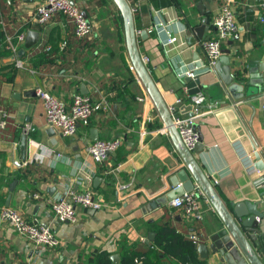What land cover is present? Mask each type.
<instances>
[{"label":"crops","instance_id":"obj_1","mask_svg":"<svg viewBox=\"0 0 264 264\" xmlns=\"http://www.w3.org/2000/svg\"><path fill=\"white\" fill-rule=\"evenodd\" d=\"M44 1L7 0L1 16L7 35L14 40L19 32L29 29L39 30L40 39L20 56L22 65L12 53L0 58V106L8 113L7 127L0 134V176L7 177V185L0 189V209L10 205L29 220L50 225L61 243L42 250L2 218L0 264H94L104 253L112 264H123L134 252L136 258L158 264L192 258L191 264H218L212 257H202L198 249L169 254L157 246L168 229L187 238L196 229L199 242H205L221 219L202 197L200 219L188 217L172 200L160 201L183 160L169 134L161 130L164 124L153 102L138 99L146 89L130 60L118 7L113 0H74L93 27L90 35L78 38L62 13H56L44 26L39 23L37 7ZM128 1L134 9L140 52L149 57L147 66L168 105L177 103L178 98L186 101L190 93L185 75H179L177 69L185 73L207 64L200 43L215 35L213 19L227 0ZM231 6L239 35L225 39L223 48L230 49L232 73L244 77L245 87L253 85L255 91L236 97L222 86L216 69L199 74L201 92L206 95L204 108L212 106L214 111L195 113L205 144L195 156L226 202L258 201L264 198V185L257 187L254 179L264 175V170L249 173L239 152L258 150L264 159V23L259 0H231ZM203 17H209V22L199 40L195 28ZM160 20L167 21V27L178 36V41L166 48L157 33L148 31ZM143 29L148 31L144 36ZM37 87L53 92L67 104L76 93L89 94L103 107L94 112L88 125L80 124L75 135L64 136L58 130L49 133ZM188 105L181 106L186 116L192 111ZM27 123L35 127L28 134L24 130ZM92 128L98 130L99 138L123 140L103 163L87 151L88 143L95 140ZM142 129L146 135L141 134ZM24 133L28 136L26 159L20 149ZM14 160H26L27 164L17 167ZM70 188L91 189L104 205L100 209L77 206L76 222L60 221L51 205ZM36 192L41 197H35ZM261 222L264 242V219ZM151 232L154 238L148 241ZM112 255H118L117 262Z\"/></svg>","mask_w":264,"mask_h":264},{"label":"built area","instance_id":"obj_2","mask_svg":"<svg viewBox=\"0 0 264 264\" xmlns=\"http://www.w3.org/2000/svg\"><path fill=\"white\" fill-rule=\"evenodd\" d=\"M259 1L262 11L260 20L264 23V0ZM37 12L39 14L38 21L43 26L49 22L56 13H62L73 24L76 37L83 38L93 32V27L88 17L75 2H72V0H45L38 5ZM0 24L5 27L2 17L0 18ZM167 24V21L160 20L158 23L154 24L153 27L148 29L149 32L157 33L159 35L161 44L165 48L167 45L178 41V36L170 31ZM213 24L216 29L215 35L206 38L200 43L208 56L207 64L205 66H195L188 69L185 73L179 68L177 69L179 75L184 74L185 77H196L202 72L214 70L217 60L223 53V41L229 37H238L239 26L231 6V0H227L222 4L219 12L213 19ZM164 32L166 33V37L162 38V33ZM25 37V31L19 32L16 36V40L7 35V48L11 50L18 65H22L18 52L19 45L24 42ZM65 45L66 41L62 43L61 48H64ZM46 49L50 50L51 46L47 45ZM142 58L146 64L150 60L147 55L142 56ZM36 93L43 101L48 126L58 130L64 136L75 135L79 125H88L94 112L103 107L102 102L94 100L89 94L76 93L73 96L72 102L67 104V102L61 97L43 87H37ZM138 99L146 104L152 103L147 90H144V93L138 96ZM205 100V93L200 91L195 94H190L189 99H186V101L183 98H178L177 103L169 105V110L180 135L189 148L194 147L195 143L198 141L199 134L198 130L193 126L195 121L194 117L191 118L184 115L181 106L182 104H190L188 106L191 107L194 114H203L207 111H214L212 106H209L206 109L204 108ZM178 103L180 104L177 105ZM262 106L264 108V100ZM7 114L6 108L0 106V134L4 133L7 127ZM24 130L28 134L29 132L34 131L35 127L30 123H27L24 126ZM161 130L168 134L164 126ZM146 133L147 131L142 129L141 134L146 135ZM122 143L123 140L121 137L98 138L88 143L87 151L96 162L103 163L111 153L117 151L121 147ZM239 153L240 159L245 163L249 173L260 172L255 165L256 159L252 151L243 150L241 152L240 150ZM14 164L17 167H22L27 164V161L14 160ZM258 175L259 176L254 179V184L257 187H261L264 185V175ZM33 195L37 198L41 197L39 192L33 193ZM201 197L210 202L202 188L199 185H195L192 189L185 190L182 194L172 199V204L175 207L183 209L188 217L194 216L195 218L200 219L202 218ZM103 205V201L95 196L93 190L86 189L83 191H77L70 188L52 202L51 208L55 217L60 221L76 222L78 220L77 206L86 209H100ZM0 215L15 228L18 234L31 240L35 245L40 246L42 250L55 247L61 243L50 225L27 219L20 210L13 206L4 205L0 209ZM189 237L194 241H200V234L196 229L191 231ZM142 258L143 257L141 256L137 257L136 261L141 263Z\"/></svg>","mask_w":264,"mask_h":264},{"label":"water","instance_id":"obj_3","mask_svg":"<svg viewBox=\"0 0 264 264\" xmlns=\"http://www.w3.org/2000/svg\"><path fill=\"white\" fill-rule=\"evenodd\" d=\"M74 2V0H72ZM118 7L123 19L126 46L130 60L136 75L149 93L151 100L158 111L163 126L166 128L176 150L183 160V166L174 172L170 178L171 187L161 196L160 201L167 203L185 190L192 189L199 185L208 197L213 208L221 219V224L217 225L205 242H198L197 249L204 258L212 257L218 264H264V242L262 238V222L264 219V198L258 201H230L226 202L216 188L211 177L205 172L198 161L195 153L205 147L204 137L199 125L194 121L193 126L198 130V141L193 148H189L183 141L180 132L175 124L173 116L169 110V105L157 86L147 64L143 61L138 45V29L135 25V14L131 3L128 0H113ZM39 17V14H38ZM209 17H203L201 24L195 28L198 39L204 36V31L208 27ZM192 29L190 28L189 33ZM148 33L147 29L141 31V35ZM40 31L29 29L26 33L23 47L18 55L22 56L26 49L33 47L39 42ZM223 53L217 60L215 69L219 74L222 86L236 97L250 96L255 89L253 85H247L244 77L232 73L229 53L230 49L223 48ZM200 75L196 77L186 76L185 82L190 94L201 91ZM253 82V79L250 80ZM178 103L177 105H179ZM195 116L193 111L189 112V117ZM49 133H54L55 129L50 127ZM93 139H98L99 134L96 128H92ZM28 136L23 134L20 149L22 158L26 159ZM255 165L259 170H264V159L262 154L255 151ZM17 180L10 183V192L7 204L11 198ZM93 210V209H92ZM0 215V222H1ZM154 233H149L148 241L153 240ZM118 261V255H112Z\"/></svg>","mask_w":264,"mask_h":264},{"label":"trees","instance_id":"obj_4","mask_svg":"<svg viewBox=\"0 0 264 264\" xmlns=\"http://www.w3.org/2000/svg\"><path fill=\"white\" fill-rule=\"evenodd\" d=\"M7 5V0H0V17L3 15L5 7ZM11 55V50L7 48V31L2 24H0V58L7 57ZM187 83H185L186 85ZM17 177L20 175L17 173ZM9 182V181H8ZM3 185H7V177L5 175L0 176V189ZM0 198L2 195L0 194ZM197 242L191 238L182 237L175 230L168 229L164 230L161 237L157 240V246L163 249L165 253H174L178 251H188L190 253L197 251ZM136 253L132 255L123 264H158L156 261L146 260L138 263L136 258ZM191 258V256H189ZM194 262V258L191 260H182L176 264H191ZM94 264H112L109 256L107 254L99 255L95 260Z\"/></svg>","mask_w":264,"mask_h":264}]
</instances>
